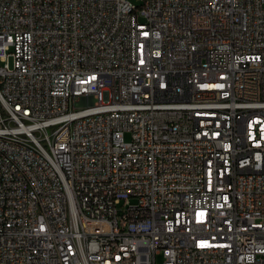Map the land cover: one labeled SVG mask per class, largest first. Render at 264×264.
I'll list each match as a JSON object with an SVG mask.
<instances>
[{"label":"built area","instance_id":"obj_1","mask_svg":"<svg viewBox=\"0 0 264 264\" xmlns=\"http://www.w3.org/2000/svg\"><path fill=\"white\" fill-rule=\"evenodd\" d=\"M0 264H264V0H0Z\"/></svg>","mask_w":264,"mask_h":264},{"label":"rangeland","instance_id":"obj_2","mask_svg":"<svg viewBox=\"0 0 264 264\" xmlns=\"http://www.w3.org/2000/svg\"><path fill=\"white\" fill-rule=\"evenodd\" d=\"M124 140H127V136H126V135H125V137H124ZM156 260H157V261H159V259H158V258H157Z\"/></svg>","mask_w":264,"mask_h":264}]
</instances>
